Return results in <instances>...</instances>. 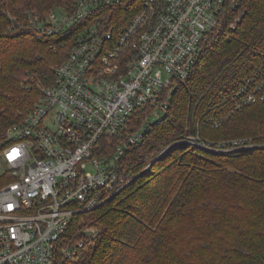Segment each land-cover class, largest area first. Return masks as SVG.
Wrapping results in <instances>:
<instances>
[{
    "label": "built area",
    "instance_id": "obj_1",
    "mask_svg": "<svg viewBox=\"0 0 264 264\" xmlns=\"http://www.w3.org/2000/svg\"><path fill=\"white\" fill-rule=\"evenodd\" d=\"M138 1L131 21L105 27L109 8ZM244 0H75L42 15L27 13L25 26L70 41L50 75L27 70L22 87L38 97L22 120L6 128L0 163L11 180L0 187V264H64L98 234L80 226L81 214L119 192L132 177L120 167L129 147L169 113L178 81L194 68L208 33L224 10ZM264 104V53L242 83L202 115L197 126L217 128L253 104ZM138 126L124 134L133 115ZM119 137L111 154L100 142ZM175 143L213 152L260 147L253 136L208 140L199 130ZM76 227L73 228V225ZM261 264H264V253Z\"/></svg>",
    "mask_w": 264,
    "mask_h": 264
},
{
    "label": "trees",
    "instance_id": "obj_2",
    "mask_svg": "<svg viewBox=\"0 0 264 264\" xmlns=\"http://www.w3.org/2000/svg\"><path fill=\"white\" fill-rule=\"evenodd\" d=\"M74 2L0 0V143L6 128L22 120L38 97L36 85L26 89L20 84L27 70L50 75L71 43L53 52L50 42L58 44L61 38L26 27L27 13L42 15ZM243 6L235 28L230 24L236 13L224 10L202 42L194 68L175 84L169 113L126 150L120 167L135 178L81 214L80 226L96 228L98 234L64 264H261L264 104L247 106L217 128L197 126L202 115L242 83L264 50V0H244ZM137 10L133 2L109 8L105 27L114 24L119 30ZM129 119L124 134L143 115ZM197 130L208 140L253 136L260 147L213 152L175 143ZM118 140L103 139V151L111 154ZM10 180L8 173L0 174V186Z\"/></svg>",
    "mask_w": 264,
    "mask_h": 264
},
{
    "label": "rangeland",
    "instance_id": "obj_3",
    "mask_svg": "<svg viewBox=\"0 0 264 264\" xmlns=\"http://www.w3.org/2000/svg\"><path fill=\"white\" fill-rule=\"evenodd\" d=\"M133 6L138 7V6H139V2H138V1H134V2H133ZM241 10H242V12L245 11V6H243ZM263 53H264V50L260 53V57H261V55H262ZM23 81H24V80H23ZM21 83H22V82L20 81V84H21ZM147 167H148V165H147ZM147 167H146V168H147ZM1 173H8L9 175H11L8 166L5 165V164H3V163H0V174H1ZM5 184H6V183H5ZM3 185H4V184H3ZM3 185H1V186H3ZM1 186H0V187H1ZM81 220L84 221V218L82 217Z\"/></svg>",
    "mask_w": 264,
    "mask_h": 264
},
{
    "label": "water",
    "instance_id": "obj_4",
    "mask_svg": "<svg viewBox=\"0 0 264 264\" xmlns=\"http://www.w3.org/2000/svg\"><path fill=\"white\" fill-rule=\"evenodd\" d=\"M167 148H168V147H167ZM167 148H165L164 151H165ZM164 151H163V152H164ZM163 152H162V153H163ZM158 157H159V156H158ZM150 164H151V163H150ZM133 178H135V176H133L132 179H133ZM132 179H131V180H132ZM131 180H130V181H131Z\"/></svg>",
    "mask_w": 264,
    "mask_h": 264
}]
</instances>
